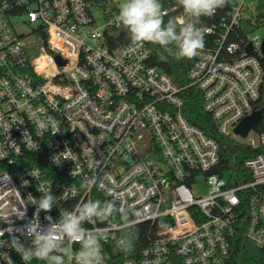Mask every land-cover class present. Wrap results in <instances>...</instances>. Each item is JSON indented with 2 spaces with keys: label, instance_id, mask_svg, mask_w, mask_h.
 I'll list each match as a JSON object with an SVG mask.
<instances>
[{
  "label": "built area",
  "instance_id": "built-area-1",
  "mask_svg": "<svg viewBox=\"0 0 264 264\" xmlns=\"http://www.w3.org/2000/svg\"><path fill=\"white\" fill-rule=\"evenodd\" d=\"M123 2L0 0V230L37 215L47 225L101 195L151 231L139 256L115 261L111 252L129 230L122 219L84 225L104 237V264H232L239 229L264 251V129L246 135L255 131L257 141L245 143L261 150L244 171H214L219 144L185 116L182 88L152 63L153 44L110 45ZM161 4L165 22L183 18L179 3ZM211 18L188 76L217 132L238 140L237 125L261 110L264 0H227ZM45 117L55 126L41 130ZM92 177L96 186L81 189ZM42 187L57 202L37 214L31 202ZM10 239L9 231L0 237L10 258L0 264H25ZM65 247L74 257L80 245Z\"/></svg>",
  "mask_w": 264,
  "mask_h": 264
},
{
  "label": "clouds",
  "instance_id": "clouds-1",
  "mask_svg": "<svg viewBox=\"0 0 264 264\" xmlns=\"http://www.w3.org/2000/svg\"><path fill=\"white\" fill-rule=\"evenodd\" d=\"M178 3L184 13L179 22L170 19L165 23L161 0H124L116 20L129 32L132 42L141 46L144 43L159 45L162 49L160 60L166 61L168 55L176 59H191L205 47V29L201 26V18L213 17L218 9L226 7L227 0H178ZM50 126H55L52 117L38 122L41 130H47ZM96 184L95 177L85 178L80 188L91 189ZM71 191L75 196L78 190L72 187ZM40 192V198H33L31 202L36 206L37 214L40 210L51 211L57 202L55 196L45 188L42 187ZM117 213L122 219V229L134 227L127 214L112 201L89 200L77 205L74 211H61L58 220L47 217V225H41L37 215L19 229L0 230V237L4 231H9L11 239L7 246L15 250L25 264H30L32 260L43 261L44 264H66L71 257L70 250L65 247L66 242H78L80 245L79 251L71 257L75 264H104L101 243L104 237L99 231L87 229L84 225L107 221ZM23 217L24 214L20 216L21 219ZM15 232L30 239L31 246H25ZM120 246L124 252H131L133 248L132 243L123 238ZM0 257L9 258L7 253H0Z\"/></svg>",
  "mask_w": 264,
  "mask_h": 264
},
{
  "label": "trees",
  "instance_id": "trees-1",
  "mask_svg": "<svg viewBox=\"0 0 264 264\" xmlns=\"http://www.w3.org/2000/svg\"><path fill=\"white\" fill-rule=\"evenodd\" d=\"M165 2L173 4L178 3V0H165ZM201 20V26L212 22V18L209 17H202ZM109 38V43L114 48L121 47L131 40L129 32L122 25L113 29L112 35ZM161 51L162 49L159 45L153 44L152 63L162 68L182 88L181 95L184 100L183 112L185 116L189 121L200 126L209 135L214 137L219 144L220 164L214 171L219 172L221 175H224L226 171L231 169L237 173L244 171L246 159L258 153L261 148L252 147L229 135L218 133L216 121L204 109V100L201 91L195 85H190L191 80L188 76V70L192 59H176L174 56L168 55L167 60L162 61L159 59ZM260 109L262 111V117L255 126L257 131L264 129V93L261 98ZM93 198L94 201H108L101 195ZM110 219L120 220L121 216L117 213ZM97 222L100 224L105 223V221ZM85 225L89 226L91 224ZM149 234H151L149 223H143L129 229L126 232L125 240L132 243V251H121V246H118L111 252L112 258L115 261H120L128 257L139 256L142 248L149 243ZM232 255V264H259L264 262V251L245 237L243 229H239L236 233L232 247Z\"/></svg>",
  "mask_w": 264,
  "mask_h": 264
},
{
  "label": "water",
  "instance_id": "water-1",
  "mask_svg": "<svg viewBox=\"0 0 264 264\" xmlns=\"http://www.w3.org/2000/svg\"><path fill=\"white\" fill-rule=\"evenodd\" d=\"M248 49H251V46L248 47ZM263 53H264V42L262 47ZM262 117L261 110H255L250 115L244 117L241 122L237 125L235 128V132L243 137H245L248 132L256 126V124L259 122V120ZM109 201H112L109 198ZM114 204L115 202L112 201Z\"/></svg>",
  "mask_w": 264,
  "mask_h": 264
},
{
  "label": "rangeland",
  "instance_id": "rangeland-1",
  "mask_svg": "<svg viewBox=\"0 0 264 264\" xmlns=\"http://www.w3.org/2000/svg\"><path fill=\"white\" fill-rule=\"evenodd\" d=\"M124 3V2H123ZM122 3V4H123ZM20 29L21 30H23V31H26V32H29L30 31V29H31V27L28 25V24H23V25H21V27H20ZM259 34H261V35H263L264 34V28H261L260 30H258L257 31ZM239 141H241V142H256L257 141V139H258V135H257V133L255 132V131H252V132H250V134L248 135V136H246V137H243V136H235ZM201 188L200 189H198V190H200V191H204L205 189H204V183L203 182H201V186H200ZM203 188V189H202ZM198 192V191H197Z\"/></svg>",
  "mask_w": 264,
  "mask_h": 264
}]
</instances>
